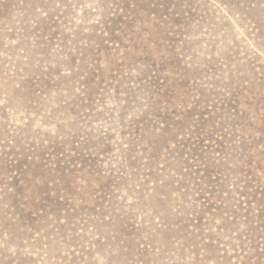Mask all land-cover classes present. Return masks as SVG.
Returning <instances> with one entry per match:
<instances>
[{"label":"rangeland","instance_id":"obj_1","mask_svg":"<svg viewBox=\"0 0 264 264\" xmlns=\"http://www.w3.org/2000/svg\"><path fill=\"white\" fill-rule=\"evenodd\" d=\"M0 264H264V0H0Z\"/></svg>","mask_w":264,"mask_h":264}]
</instances>
